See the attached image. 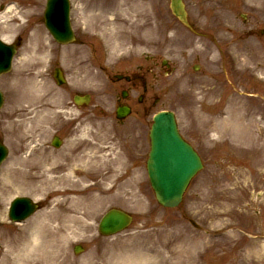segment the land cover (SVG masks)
Listing matches in <instances>:
<instances>
[{
    "label": "rangeland",
    "instance_id": "374dc122",
    "mask_svg": "<svg viewBox=\"0 0 264 264\" xmlns=\"http://www.w3.org/2000/svg\"><path fill=\"white\" fill-rule=\"evenodd\" d=\"M71 1L74 43L60 45L49 34L46 0L20 4L23 19L15 22L24 23L23 33L8 40L19 49L12 70L0 79V140L9 148L0 167V264H264V0H185L191 28L172 14L169 0ZM39 41L45 47L36 52ZM148 64L149 104L153 97L157 102L146 122L158 110H173L182 135L204 161L174 209L158 203L146 167L128 158L136 113L124 123L115 117L119 92L112 74ZM56 67L67 80L62 86L53 76ZM77 93L90 94L91 102L77 106ZM11 114L31 117L22 147L19 136L5 132ZM141 127L136 132L145 129L148 143V127ZM54 136L62 140L59 148L51 144ZM41 149L54 160L81 154L114 161L115 173L133 181L102 192L99 205L68 221L59 240L48 233L36 238L56 196L32 192L21 173L28 169L23 160L35 159ZM15 196L40 205L23 223L8 218ZM110 208L130 212L134 220L124 232L105 237L97 226Z\"/></svg>",
    "mask_w": 264,
    "mask_h": 264
},
{
    "label": "bare ground",
    "instance_id": "6f19581e",
    "mask_svg": "<svg viewBox=\"0 0 264 264\" xmlns=\"http://www.w3.org/2000/svg\"><path fill=\"white\" fill-rule=\"evenodd\" d=\"M134 9H136V3ZM98 20L101 19L99 17L94 19L95 22H98ZM139 26L137 23V28ZM161 28L159 27L160 41H162V32L164 30L163 26ZM41 34L44 35L43 32ZM4 36L6 41L11 39L9 34ZM44 47L41 46L39 41L36 52L43 51ZM20 84L22 85L23 83L20 82ZM29 84L30 81L28 79L24 80L25 90H27L26 87ZM36 84L34 82L33 85L35 86ZM203 99L205 100V98ZM13 115L11 114L8 117L4 129L9 136H14V139L19 136V139L17 138L18 146L20 147L21 145L22 147L24 131L29 126H32L30 125L32 120L30 116L28 121H24L23 117H14ZM36 122L38 121L36 120ZM39 151L36 152L37 157L35 159L23 160L22 165L27 166L28 169L21 173L22 179L32 192L42 191L48 196H56V198L52 210L35 228L34 237L36 238L45 237L48 233V236L58 239L63 229L65 230L68 227V221L79 219V214L86 213L95 204L99 205L102 194L112 192L115 188L128 185L133 181L131 177L123 173L116 174L114 161L111 160L102 161L97 157H87L81 154L70 155L65 160H54V158L46 154L44 149ZM33 156H35L34 153L30 157ZM95 191L100 192L96 194ZM53 222H57V224L53 226ZM56 258L59 259L60 257L56 256ZM62 263L61 261L60 264Z\"/></svg>",
    "mask_w": 264,
    "mask_h": 264
},
{
    "label": "water",
    "instance_id": "95a60500",
    "mask_svg": "<svg viewBox=\"0 0 264 264\" xmlns=\"http://www.w3.org/2000/svg\"><path fill=\"white\" fill-rule=\"evenodd\" d=\"M174 12L185 21L182 0H172ZM46 25L53 35L62 42L72 40V30L68 21V0H49L46 9ZM8 59L0 63V72L10 63ZM1 101V93H0ZM6 148L0 144V160L6 155ZM200 161L194 151L182 140L172 112H161L155 117L152 132V150L149 159V174L156 197L164 206H177L191 178L200 169ZM35 209V204L26 197L12 202L10 216L14 219L27 217ZM132 221L127 213L111 209L102 218L99 230L111 235L126 228Z\"/></svg>",
    "mask_w": 264,
    "mask_h": 264
},
{
    "label": "flooded vegetation",
    "instance_id": "af4514ba",
    "mask_svg": "<svg viewBox=\"0 0 264 264\" xmlns=\"http://www.w3.org/2000/svg\"><path fill=\"white\" fill-rule=\"evenodd\" d=\"M22 4V0H0V30L7 31L9 28V21L14 18V15L16 13V9L18 4ZM18 24L17 22H12V25ZM21 30V27H20ZM144 75L141 71L134 72L131 74V82L129 88L131 90H135L137 88V85L139 82H143ZM130 94V93H129ZM134 97L129 96V100L132 101ZM144 101V97L142 98V103ZM141 113L143 112V115H147L148 109L146 107L140 108ZM136 149H138V145L136 146ZM141 158H142V152L140 151Z\"/></svg>",
    "mask_w": 264,
    "mask_h": 264
}]
</instances>
